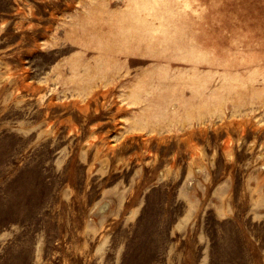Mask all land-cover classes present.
Here are the masks:
<instances>
[{
	"label": "rangeland",
	"instance_id": "374dc122",
	"mask_svg": "<svg viewBox=\"0 0 264 264\" xmlns=\"http://www.w3.org/2000/svg\"><path fill=\"white\" fill-rule=\"evenodd\" d=\"M0 264H264V0H0Z\"/></svg>",
	"mask_w": 264,
	"mask_h": 264
}]
</instances>
